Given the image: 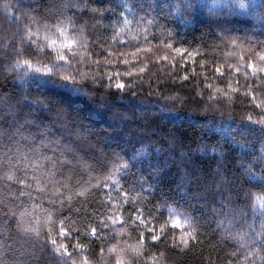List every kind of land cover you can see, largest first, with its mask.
I'll return each instance as SVG.
<instances>
[{
	"label": "snow or ice",
	"instance_id": "snow-or-ice-1",
	"mask_svg": "<svg viewBox=\"0 0 264 264\" xmlns=\"http://www.w3.org/2000/svg\"><path fill=\"white\" fill-rule=\"evenodd\" d=\"M252 7L249 0H235L230 10L247 14ZM22 15L24 22L16 33L0 39V54L10 61L4 71L15 74L20 84L14 81V86L25 93L16 103L34 111L25 113L23 124L14 119L7 133L0 132V141L7 140L0 143V253L5 247L2 238L14 224L15 235L22 238V255L36 260L48 253L55 264H167L168 253L187 255L205 245L224 253L222 264H264V168L259 173L254 165L245 168L261 182L259 192L243 193L248 212L234 209L229 196L221 200L219 213L213 209L216 229L206 233L198 217L162 194L157 197L159 174L146 171L143 162L133 172L135 165L119 153H113L110 165L79 155L62 139L61 129L69 127L66 112L30 98L24 87L37 76L58 77L73 85L77 98L91 100L96 93L66 74L73 60L90 61L97 69L91 84L115 89L123 99L124 93L143 83L155 56L173 69L182 62V75L170 73L174 84L183 86L203 77L200 83H207L201 95L206 91L212 104L221 101L216 97L232 103L243 90L244 98L259 108L264 104V40L221 36L219 41L230 50L219 63L201 58L199 47L177 43L174 29L138 9L133 0H63L48 16ZM161 51L166 54L158 55ZM197 64L202 72H196ZM81 75L82 80L87 78ZM166 99L176 103L183 98L175 93ZM11 100L0 93V108L15 110ZM53 112L54 117L39 115ZM245 121L264 129V121L251 115ZM76 137L83 138L79 130ZM212 151L221 159L225 155ZM133 235L134 243L124 239ZM0 264H5L2 256ZM207 264L216 262L209 256Z\"/></svg>",
	"mask_w": 264,
	"mask_h": 264
},
{
	"label": "trees",
	"instance_id": "trees-1",
	"mask_svg": "<svg viewBox=\"0 0 264 264\" xmlns=\"http://www.w3.org/2000/svg\"><path fill=\"white\" fill-rule=\"evenodd\" d=\"M61 3L63 0H0V39L16 33L24 22L23 13L48 16ZM133 3L138 9L151 12L161 23L174 29L177 43L186 47H199L201 58L209 61L213 58L219 63L225 61V54L230 47H223L219 41L221 36L241 39L255 36L258 40H264V0H249L254 7L247 14L230 10L235 0H133ZM67 14L73 15L72 12ZM165 54L163 51L158 53ZM67 55L71 57V53ZM9 62L0 54V93L6 98L11 96V103L16 104L15 110L0 108L2 133L10 130L14 119L23 124L25 113L34 111L23 103H16L25 93L23 87L14 86V81L20 84L15 74L4 71L3 66ZM192 67L189 62L188 70L191 71ZM195 67L196 72L203 71L198 64ZM183 68L182 62L173 69L168 62L157 61L153 56L142 78L143 83L124 93L123 99L120 98L122 94L115 89L91 84L90 77L97 69L90 61L77 64L73 60L66 74L74 75L78 82H83L81 87L96 93L91 100L85 96L77 98L78 94L72 91L73 85L58 77L37 76L29 79L24 87L30 98L44 100L53 108L79 111L90 106L99 112H107L110 126L101 125L100 128L89 124L75 128L68 118L69 127L61 129L62 139L79 155L99 165H110L113 153H119L125 161L134 164L133 172L143 162L146 171L159 174L155 177L156 183L160 185L157 197L162 194L169 201L182 206L200 219L203 231L211 234L216 229V213L213 209L217 213L222 210L221 200H227L230 196L234 209L248 212L243 193L261 190V182L252 179L245 168L249 164L254 165L257 173L264 168V129L248 123L245 117L251 115L253 119L264 121V112L260 111L264 104L256 107L257 102L244 98L243 90L240 97H234L232 103L216 97L221 101L212 104L206 91L201 95L204 83H207H200L203 77L183 86L173 83L176 78L170 73L176 71L182 75ZM82 73L87 74V78L82 80ZM209 75H212L211 72ZM212 82L217 83L216 80ZM240 83L243 85L244 81L241 79ZM175 93H179L182 101L173 103L166 99ZM39 115L54 117L56 113ZM77 130L83 138L77 139ZM0 143H7V140ZM77 145L84 149L80 150ZM213 149L218 153L223 152L224 157L221 159L214 155ZM225 189L228 191L225 192ZM44 207H48L46 200ZM63 214L69 213L65 210ZM10 227V232L2 238L5 247L0 256L5 264H55L48 253L36 260L22 255V238L15 235L14 224ZM124 239L129 243L135 242L134 235L131 240L128 236ZM209 256L216 264H222L226 259L222 251L212 252L205 245L187 255L168 253L167 264H201L202 259L207 264Z\"/></svg>",
	"mask_w": 264,
	"mask_h": 264
},
{
	"label": "clouds",
	"instance_id": "clouds-1",
	"mask_svg": "<svg viewBox=\"0 0 264 264\" xmlns=\"http://www.w3.org/2000/svg\"><path fill=\"white\" fill-rule=\"evenodd\" d=\"M58 108L63 109L64 112H66L67 117L70 119V123L72 127L75 128L83 127L85 124L92 125L94 128H100L101 125L110 126V123L107 118L108 113L99 112L90 106L81 109L79 111H75L72 109L65 110L62 107H58ZM77 147L80 148V150L84 149L79 145H77ZM87 154L89 155V153ZM90 158H94V156Z\"/></svg>",
	"mask_w": 264,
	"mask_h": 264
}]
</instances>
